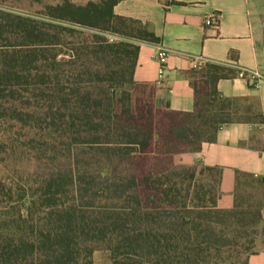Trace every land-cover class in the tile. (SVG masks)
<instances>
[{"label":"trees","instance_id":"1","mask_svg":"<svg viewBox=\"0 0 264 264\" xmlns=\"http://www.w3.org/2000/svg\"><path fill=\"white\" fill-rule=\"evenodd\" d=\"M19 1L0 0V209L17 214L0 232V264H90L101 248L112 264H192L264 221L240 193L264 177L237 171L222 209L220 168L181 160L222 125H264L257 97L217 89L234 66L185 71L193 108L173 110L133 79L139 42L159 38L115 14L120 0H51L33 15L10 6ZM6 158L43 168L25 186L18 178L31 173L1 172Z\"/></svg>","mask_w":264,"mask_h":264},{"label":"crops","instance_id":"2","mask_svg":"<svg viewBox=\"0 0 264 264\" xmlns=\"http://www.w3.org/2000/svg\"><path fill=\"white\" fill-rule=\"evenodd\" d=\"M117 15L140 20L158 42H139L133 79L156 86V97L173 110L193 108V90L185 71L204 62L260 70L264 67L261 43L264 0H120ZM218 16L216 25H205L207 16ZM157 46L169 50L164 77L158 78ZM226 97L254 96L264 115V80L250 85L235 76L217 81ZM256 142L253 148L249 141ZM185 163L220 168L217 207L233 206L237 171L264 177V125L231 123L218 128L213 142H204L194 153L181 156ZM247 264H264V248L250 253Z\"/></svg>","mask_w":264,"mask_h":264},{"label":"rangeland","instance_id":"3","mask_svg":"<svg viewBox=\"0 0 264 264\" xmlns=\"http://www.w3.org/2000/svg\"><path fill=\"white\" fill-rule=\"evenodd\" d=\"M51 0H39V2L35 0H20L19 2L10 3V6L19 12H24L29 15L35 14V11L41 8L46 2ZM83 2L85 0H74ZM262 22V36H261V43L264 50V13L261 19ZM108 38L113 39L114 36L108 34ZM259 74L261 78L264 80V67L260 69ZM6 156L3 154V151L0 148V158H5ZM185 163V162H184ZM8 164V165H6ZM191 164V163H186ZM21 165V166H20ZM37 163H24L23 161L13 160L12 158H6V160L1 161V172L9 173V169L13 167H20L21 170L25 169V172H30L28 175H22L18 182L20 184L28 185L29 182L33 183L35 177V171L39 172L42 170L43 166H37ZM34 172V175H32ZM5 173V174H7ZM242 200L247 201V203H253L260 205L261 213L264 218V184H251V185H244L240 189ZM30 198L27 197L24 200V207L21 208V213L24 214L26 206L29 205ZM17 227V214L16 208L12 209H0V232L4 231L5 229H9L13 231L12 228ZM2 230V231H1ZM224 231L226 232V238H232L233 233H231L230 228H225ZM240 233L237 237H235V242L231 246H223L219 251H210L204 252L199 255L196 261L192 264H234L240 261L245 260L247 255L250 252L257 251L261 248H264V221L260 222L254 228H241ZM246 232V233H245ZM90 264H112V261L109 256V252L105 249H96L92 252L91 255V263Z\"/></svg>","mask_w":264,"mask_h":264},{"label":"built area","instance_id":"4","mask_svg":"<svg viewBox=\"0 0 264 264\" xmlns=\"http://www.w3.org/2000/svg\"><path fill=\"white\" fill-rule=\"evenodd\" d=\"M218 20V16L216 14H211L207 16L204 20L205 25H216ZM169 56V50L163 46H157L155 49V57L158 61V78L162 79L164 77L165 66L167 62V58ZM236 68V76L245 80L250 85H257L259 82L263 81L258 70L251 68Z\"/></svg>","mask_w":264,"mask_h":264}]
</instances>
